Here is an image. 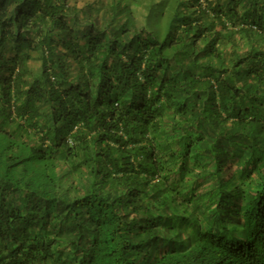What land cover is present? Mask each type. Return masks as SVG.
<instances>
[{
  "label": "trees",
  "instance_id": "obj_1",
  "mask_svg": "<svg viewBox=\"0 0 264 264\" xmlns=\"http://www.w3.org/2000/svg\"><path fill=\"white\" fill-rule=\"evenodd\" d=\"M0 264H264V0H0Z\"/></svg>",
  "mask_w": 264,
  "mask_h": 264
}]
</instances>
